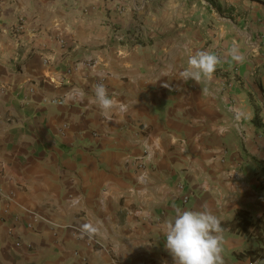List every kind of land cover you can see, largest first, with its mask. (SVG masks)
Here are the masks:
<instances>
[{
  "label": "crops",
  "instance_id": "obj_1",
  "mask_svg": "<svg viewBox=\"0 0 264 264\" xmlns=\"http://www.w3.org/2000/svg\"><path fill=\"white\" fill-rule=\"evenodd\" d=\"M262 9L0 0V264H174L162 229L177 210L219 218L224 264H264L251 251L264 240L231 227L240 210L264 223V134L250 97L264 70ZM197 51L220 58L211 81L180 77ZM97 84L126 112L102 117ZM84 223L105 247L81 236Z\"/></svg>",
  "mask_w": 264,
  "mask_h": 264
},
{
  "label": "clouds",
  "instance_id": "obj_2",
  "mask_svg": "<svg viewBox=\"0 0 264 264\" xmlns=\"http://www.w3.org/2000/svg\"><path fill=\"white\" fill-rule=\"evenodd\" d=\"M231 59L237 63L245 57L239 53L238 47L228 52ZM220 58L206 51H197L190 55L187 68L180 72L184 81L199 83L202 79L211 81ZM77 97L67 95L65 103L74 101ZM100 109V115L111 120L113 111L122 114L126 112V105L110 98L106 87L97 84L94 88V98L91 101ZM242 113L237 110L236 118ZM166 240L165 248L173 257L174 264H224L222 256V229L217 216L208 211L177 210L174 220L166 221L162 229ZM98 229L91 223L80 226L81 236L89 238L97 234Z\"/></svg>",
  "mask_w": 264,
  "mask_h": 264
},
{
  "label": "trees",
  "instance_id": "obj_3",
  "mask_svg": "<svg viewBox=\"0 0 264 264\" xmlns=\"http://www.w3.org/2000/svg\"><path fill=\"white\" fill-rule=\"evenodd\" d=\"M251 102L254 107V116L251 120L256 129L260 130L264 134V114L262 113V105L256 101V98L250 92ZM257 164L261 169V175L259 177L262 187H264V157L257 159ZM263 217L255 219L250 215L247 210H240L237 218L232 220L231 227L235 231L240 233H246L248 236H255L258 241L264 240V223L261 224ZM257 250L263 251L261 254L264 257V248L251 249L252 253H258ZM260 255V254H259ZM256 255V256H259Z\"/></svg>",
  "mask_w": 264,
  "mask_h": 264
},
{
  "label": "rangeland",
  "instance_id": "obj_4",
  "mask_svg": "<svg viewBox=\"0 0 264 264\" xmlns=\"http://www.w3.org/2000/svg\"><path fill=\"white\" fill-rule=\"evenodd\" d=\"M258 24V29H259V32H260V38H263L264 39V10L262 9L261 12H260V15H259V20L258 22L256 23ZM174 31V29L172 31H170V33H172ZM260 68V66L258 67ZM262 73H260L258 70L256 72V78L254 79L253 82H251L250 85H253L254 87L256 86L254 84V82L258 81L260 82V87L262 89H254V87H252V94L253 96L256 98V100L260 97V96H264V70L261 71ZM243 78V77H242ZM250 88V86H249ZM264 113V112H262Z\"/></svg>",
  "mask_w": 264,
  "mask_h": 264
},
{
  "label": "built area",
  "instance_id": "obj_5",
  "mask_svg": "<svg viewBox=\"0 0 264 264\" xmlns=\"http://www.w3.org/2000/svg\"><path fill=\"white\" fill-rule=\"evenodd\" d=\"M253 43H254V41H251V44H253ZM102 80H104V77L102 78ZM52 100L62 102V100H60L58 98H53ZM135 163L139 166H143V164H144L143 162H135ZM185 186H186V183H184V182L180 183V188L183 189V188H185ZM189 199H190V194L186 193L183 197V201L187 203L189 201ZM32 218H33V220H37L39 217H38V215L33 214ZM84 236L87 238V240L90 244H98L100 247H105V244L103 243V241L101 239H99L98 237H96L95 235L92 236L91 238H89L87 235H84ZM251 264H260V262L257 260H254Z\"/></svg>",
  "mask_w": 264,
  "mask_h": 264
}]
</instances>
